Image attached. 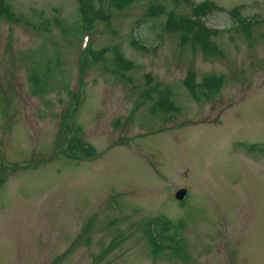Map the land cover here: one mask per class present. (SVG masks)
Masks as SVG:
<instances>
[{
	"label": "rangeland",
	"instance_id": "1",
	"mask_svg": "<svg viewBox=\"0 0 264 264\" xmlns=\"http://www.w3.org/2000/svg\"><path fill=\"white\" fill-rule=\"evenodd\" d=\"M190 1L103 0L109 22L64 33L40 23L72 24L78 0H10L15 18L0 17V264H264V0ZM193 4L219 7L205 19L223 55L165 29L170 10L189 15ZM116 49L135 66L117 67ZM48 68L49 90L33 94L34 70ZM191 70L199 83L223 75L221 90L193 96ZM77 101L79 130L68 132ZM73 138L98 155L68 158ZM162 215L184 223L179 252L152 249L146 223Z\"/></svg>",
	"mask_w": 264,
	"mask_h": 264
},
{
	"label": "trees",
	"instance_id": "2",
	"mask_svg": "<svg viewBox=\"0 0 264 264\" xmlns=\"http://www.w3.org/2000/svg\"><path fill=\"white\" fill-rule=\"evenodd\" d=\"M79 7L77 12V17L72 24H66L64 20L60 17H54L53 20H43L40 23V27H45L46 29H50V26L59 27L64 33L70 32H81L83 28L87 26H91V24L96 19H102L106 22L110 21L111 16L109 14L103 13L100 2L103 0H78ZM115 7L123 8L128 4L139 0H111ZM191 3L190 0H186ZM164 10L163 4H154L148 12L149 16H153L154 14H158L159 12ZM219 9L218 6L211 5H197L191 9V13L188 14H176L173 10H170L169 17L165 23V29L169 32H176L180 38L183 40V43L190 42L193 45L199 46L205 55L208 58L215 57L216 55H223V51L217 46L216 42L212 39L213 36L217 35L219 30L208 28L205 23L201 20L202 16H207L208 14L213 13L215 10ZM18 19H21V14ZM15 18L14 11L11 6L10 0H0V17ZM156 16V15H154ZM13 18V19H14ZM241 27L245 30L247 27L244 24H241ZM132 46L138 50L147 51L148 48L142 45L139 41L133 39ZM86 52L92 54L95 60H99L104 55V50H94L88 48ZM115 61L118 66L127 70L129 68H133L135 63L128 59L123 52L119 49L115 50ZM55 73L51 72L50 69H44L43 73H38L34 70L32 74L33 83L31 91L33 94H42L48 91V84L50 79L53 77ZM224 83L223 75H209L206 76L203 81L200 83L195 79V73L193 70L190 71L188 79L185 81L186 86L190 90L193 96L200 97V95L206 96H214L218 93ZM158 105L164 102L163 99H169V90L161 91ZM77 101L76 104L73 105L72 111L70 113V117L68 118V122L65 121V128L68 132H77L78 126L73 121L74 113L80 108V104ZM162 107V106H159ZM165 106H163L164 108ZM157 110V108L155 109ZM61 132L59 133V135ZM70 139L67 143V148L65 150V154L68 158H85L89 156L90 158H94L98 155L97 150L92 146L83 142L81 139ZM81 153V154H79ZM83 153V154H82ZM88 157V158H89ZM183 221L175 222L170 219L168 216H156L149 220L147 224V235L152 245L155 247L157 241L161 240L162 245L166 247L174 246V249L179 252L182 248L180 242L182 238L180 237L181 229L183 228ZM156 230L157 233L155 236L153 229Z\"/></svg>",
	"mask_w": 264,
	"mask_h": 264
},
{
	"label": "water",
	"instance_id": "3",
	"mask_svg": "<svg viewBox=\"0 0 264 264\" xmlns=\"http://www.w3.org/2000/svg\"><path fill=\"white\" fill-rule=\"evenodd\" d=\"M186 193H187V189H186V188H181V189H179V190L176 192V197H177L178 199H183V198L185 197Z\"/></svg>",
	"mask_w": 264,
	"mask_h": 264
}]
</instances>
